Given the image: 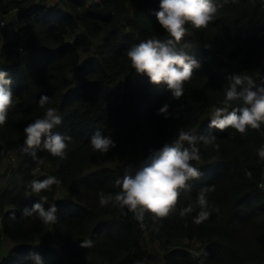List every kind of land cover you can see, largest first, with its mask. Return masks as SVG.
Returning a JSON list of instances; mask_svg holds the SVG:
<instances>
[{"label":"trees","instance_id":"16d2710c","mask_svg":"<svg viewBox=\"0 0 264 264\" xmlns=\"http://www.w3.org/2000/svg\"><path fill=\"white\" fill-rule=\"evenodd\" d=\"M214 2L217 13L207 27L186 25L177 44L201 67L175 100L166 85L138 74L127 56L143 40L171 38L154 15L159 0H0V67L14 93L0 126V250L3 241L18 247L8 261L1 255L0 264H33L32 253L43 264H146L148 244L164 252L162 264H264V160L257 156L264 124L243 135L208 127L212 108L223 106L227 76L249 75L264 84L258 77L264 74V0ZM44 95L50 100L41 107ZM165 103L169 119L157 114ZM241 106L233 101L229 111ZM46 107L62 117L53 131L72 140L63 159L37 149L44 159L37 165L23 151L24 129ZM97 129L116 142L108 153L90 145ZM179 130L214 134L219 150L199 146L201 160L192 163L201 176L180 191L176 211L158 219L146 211L138 219L127 208L100 205L101 192L121 190L116 180L126 168L139 167ZM49 175L61 185L33 193L31 181ZM206 186H214L208 219L194 222L198 207L181 216ZM42 195L45 207L57 206L54 225L23 215ZM83 239L94 246L81 247Z\"/></svg>","mask_w":264,"mask_h":264},{"label":"clouds","instance_id":"9594fccd","mask_svg":"<svg viewBox=\"0 0 264 264\" xmlns=\"http://www.w3.org/2000/svg\"><path fill=\"white\" fill-rule=\"evenodd\" d=\"M217 13L214 0H159V9L154 12L160 26L171 37L162 41L150 38L141 41L127 51L132 67L138 74H146L154 85H166L172 98L179 100L184 95V86L190 82L194 70L201 67L200 62L189 55L177 44L187 33L186 25L190 24L196 29L207 27ZM187 47V45H185ZM228 84L225 88L223 106H214L210 113L209 129H235L245 134L249 128L260 129L264 124V84H258L252 76L232 73L226 77ZM12 79L9 73L0 67V126L7 119L9 109L14 104ZM50 98L41 96L40 106L49 104ZM242 102L238 109L229 111L230 103ZM165 119L172 117L170 105L165 103L157 112ZM62 123V117L54 107H46L42 117L36 118L25 129L23 151L28 152L37 165L44 164V159L37 155V149L47 151L54 157L66 158L67 149L72 137L53 129ZM217 137L212 135L197 136L189 131L179 130L174 140L165 143L159 149H152L143 159L139 167H128L125 174L116 180L120 191L116 193L101 192L99 203L101 206H119L127 208L142 219L146 211L153 214L154 219L168 217L176 211V205L181 190L191 187L190 182L201 176L199 168L193 161L201 160L200 145L213 147L219 150L215 143ZM92 149L99 153H108L117 145L110 135H105L97 129L90 138ZM257 156L264 160V145L257 149ZM62 181L53 175L44 179H33L31 190L33 193L53 191V185L59 187ZM214 186L202 188L196 199V206L189 205L179 210L180 215L196 211L194 222L201 223L208 219L210 212L208 192ZM48 197L40 199L31 208H25L23 215H38L44 225H54L58 222V209L56 204L45 207ZM94 246L92 239H83L81 247ZM33 264H43L38 253L29 257Z\"/></svg>","mask_w":264,"mask_h":264},{"label":"rangeland","instance_id":"374dc122","mask_svg":"<svg viewBox=\"0 0 264 264\" xmlns=\"http://www.w3.org/2000/svg\"><path fill=\"white\" fill-rule=\"evenodd\" d=\"M12 247H13L12 244H10L6 241H3V247H2V250L0 251V254L4 257H7L10 254V252L12 251ZM147 250L150 254V259H149V261H147L146 264H162L164 252L160 250L158 245L148 244ZM2 256H1V261H2V259H4ZM1 264H2V262H1Z\"/></svg>","mask_w":264,"mask_h":264},{"label":"bare ground","instance_id":"6f19581e","mask_svg":"<svg viewBox=\"0 0 264 264\" xmlns=\"http://www.w3.org/2000/svg\"><path fill=\"white\" fill-rule=\"evenodd\" d=\"M12 39V38H11ZM263 76H264V74L261 72L260 74H259V80H261L262 78H263ZM37 171H40V167H38L37 168ZM3 189V183L2 182H0V191ZM4 239V237H2L1 238V240H3ZM11 244V243H10ZM13 246V245H12ZM17 247V246H16ZM15 246H13L12 247V250L14 249V248H16ZM18 248V247H17ZM1 250H2V248H1ZM0 250V251H1ZM0 256H1V254H0ZM6 258V261H8V259H9V255L7 256V257H5ZM3 261H4V259H2Z\"/></svg>","mask_w":264,"mask_h":264},{"label":"built area","instance_id":"2783aa9c","mask_svg":"<svg viewBox=\"0 0 264 264\" xmlns=\"http://www.w3.org/2000/svg\"><path fill=\"white\" fill-rule=\"evenodd\" d=\"M6 18H7V16H5V17H2L3 21H2V23H1V27H4V26H5V23H6ZM17 50H18V52L22 51V49H21V48H18Z\"/></svg>","mask_w":264,"mask_h":264}]
</instances>
